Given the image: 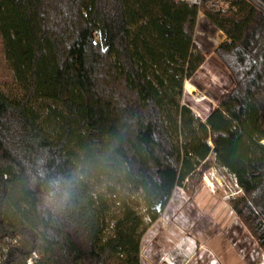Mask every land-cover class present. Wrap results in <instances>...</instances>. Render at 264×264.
Listing matches in <instances>:
<instances>
[{"label": "trees", "instance_id": "16d2710c", "mask_svg": "<svg viewBox=\"0 0 264 264\" xmlns=\"http://www.w3.org/2000/svg\"><path fill=\"white\" fill-rule=\"evenodd\" d=\"M200 15L233 84L206 120L181 103ZM0 35L22 90L0 87V264H141L145 218L212 156L264 248V0H0ZM41 170L72 179L55 211Z\"/></svg>", "mask_w": 264, "mask_h": 264}, {"label": "rangeland", "instance_id": "374dc122", "mask_svg": "<svg viewBox=\"0 0 264 264\" xmlns=\"http://www.w3.org/2000/svg\"><path fill=\"white\" fill-rule=\"evenodd\" d=\"M224 40L223 32L200 15L195 42L206 60L193 78L185 82L181 103L202 120L233 88L229 72L216 53ZM0 87L11 96L22 93L6 59L1 35ZM211 159L202 175L197 172L175 189L156 222L150 223L145 218L141 264H264L263 246L234 208V201L244 195L243 191L235 177L213 156ZM129 194L121 189L119 197ZM118 202L112 206L109 220L119 215ZM186 239L194 244L191 253L190 245L180 247Z\"/></svg>", "mask_w": 264, "mask_h": 264}, {"label": "clouds", "instance_id": "9594fccd", "mask_svg": "<svg viewBox=\"0 0 264 264\" xmlns=\"http://www.w3.org/2000/svg\"><path fill=\"white\" fill-rule=\"evenodd\" d=\"M41 179L45 181L42 193V205L45 209L55 211L57 207L67 203L70 198L71 178L62 175H47L41 170Z\"/></svg>", "mask_w": 264, "mask_h": 264}, {"label": "built area", "instance_id": "2783aa9c", "mask_svg": "<svg viewBox=\"0 0 264 264\" xmlns=\"http://www.w3.org/2000/svg\"><path fill=\"white\" fill-rule=\"evenodd\" d=\"M176 1H188L191 4L194 5H200L202 0H176ZM7 251V250H6ZM38 255L36 253L33 254V256L31 258L28 259V264H33L35 258H37ZM4 259V258H3Z\"/></svg>", "mask_w": 264, "mask_h": 264}, {"label": "bare ground", "instance_id": "6f19581e", "mask_svg": "<svg viewBox=\"0 0 264 264\" xmlns=\"http://www.w3.org/2000/svg\"><path fill=\"white\" fill-rule=\"evenodd\" d=\"M206 182H207V184L208 185H210V180H209V178H206ZM187 233V232H186ZM188 234V233H187ZM188 236V235H187ZM185 245H190V249H189V252L191 253V251L194 249V244L190 241V240H184L183 241V243L181 244V246L180 247H183V246H185ZM179 246H178V248H180Z\"/></svg>", "mask_w": 264, "mask_h": 264}]
</instances>
